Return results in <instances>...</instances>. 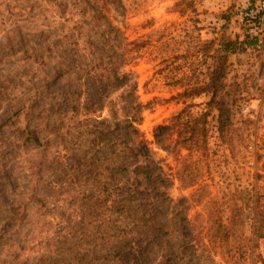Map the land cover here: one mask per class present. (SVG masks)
Returning <instances> with one entry per match:
<instances>
[{
  "label": "rangeland",
  "instance_id": "rangeland-1",
  "mask_svg": "<svg viewBox=\"0 0 264 264\" xmlns=\"http://www.w3.org/2000/svg\"><path fill=\"white\" fill-rule=\"evenodd\" d=\"M54 1L0 0V264H117L98 256L108 249L96 238L107 213L86 206L83 194L99 195V187L77 172L92 168L95 156L110 164L98 129L114 126L110 101L128 100L129 87L109 89L101 110H85L92 99L67 79L66 45L68 38L84 45L79 22L93 12L85 18L76 1ZM122 1L123 12L110 15L141 49L125 67L142 103L139 129L170 179L152 212L149 260L264 264V45L245 42L236 0ZM226 40L240 48L223 50ZM219 62L234 125L227 141L220 142L212 111L205 147L157 145L154 127L185 105L179 93L205 83ZM79 69L72 66L70 76ZM207 99L202 93L187 102L195 113ZM70 247L88 258H72Z\"/></svg>",
  "mask_w": 264,
  "mask_h": 264
},
{
  "label": "trees",
  "instance_id": "trees-1",
  "mask_svg": "<svg viewBox=\"0 0 264 264\" xmlns=\"http://www.w3.org/2000/svg\"><path fill=\"white\" fill-rule=\"evenodd\" d=\"M62 1L67 0H55L54 5L61 4ZM74 1L79 5L81 14H87L85 18H88L90 12H93L94 17L79 22V29L85 31L82 37L84 45L79 47L71 38H68L69 43L66 45L67 52L72 55L66 63L69 66L65 71L67 79L69 83L75 80L76 91L92 99L85 110H101L109 89L129 87L130 95L128 100L117 96L110 101V111L116 118L115 124L111 129H98L99 143L109 148L110 164L105 165L103 158L95 156L91 159L94 165L92 168L85 173L77 172L87 179L90 176L99 187V195L90 190L83 194L86 206L89 207L90 202V208L92 206L97 211L96 214L100 210L107 213V218L97 225L99 228L96 238L100 241L99 246L106 243L108 249L98 256L117 264H158L149 260V247L153 244L151 238L155 237L152 212L157 210L158 198L161 193H165L162 188L168 186L170 179L139 129L142 103L135 95L132 71L125 69L137 58L141 49L135 47L133 40H128L110 15L112 10L123 12L125 5L122 0ZM92 30L97 31L96 38L90 33ZM71 36L73 37V33ZM221 46L223 50L231 52L240 48L236 40L223 41ZM72 66L80 67V71L73 77L70 76ZM223 77V64L219 62L212 67L205 83L179 93L185 96V105L168 122L154 127L155 143L171 151L186 149L190 152L205 147L207 119L212 111H216L218 138L222 144L225 143L234 125L230 104L222 93ZM202 93L208 95L205 108L194 113L191 108L195 103H188L187 100ZM67 95L70 96L71 93L67 92ZM32 138L35 142H40L38 136L33 135ZM98 160L100 163L97 165ZM105 172L108 173L107 176H104ZM72 250L76 251L72 258H88L87 251L79 252L78 247H70L69 254ZM63 251L61 249L59 252ZM94 255L97 253L94 252Z\"/></svg>",
  "mask_w": 264,
  "mask_h": 264
},
{
  "label": "built area",
  "instance_id": "built-area-1",
  "mask_svg": "<svg viewBox=\"0 0 264 264\" xmlns=\"http://www.w3.org/2000/svg\"><path fill=\"white\" fill-rule=\"evenodd\" d=\"M236 18L244 29V40L253 47L264 45V0H236Z\"/></svg>",
  "mask_w": 264,
  "mask_h": 264
}]
</instances>
